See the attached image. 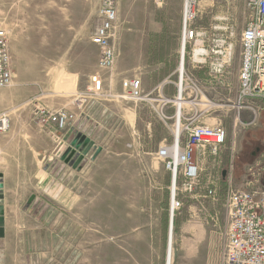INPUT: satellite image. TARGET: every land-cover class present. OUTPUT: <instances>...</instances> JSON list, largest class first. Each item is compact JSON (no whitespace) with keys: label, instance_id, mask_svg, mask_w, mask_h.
Listing matches in <instances>:
<instances>
[{"label":"rangeland","instance_id":"1","mask_svg":"<svg viewBox=\"0 0 264 264\" xmlns=\"http://www.w3.org/2000/svg\"><path fill=\"white\" fill-rule=\"evenodd\" d=\"M103 2L0 0V26L8 32L14 72L13 85L0 89V113H9L12 125L33 123L40 105L66 111L73 115L72 123L81 114L79 96L85 98L83 108L92 109L90 116L81 114L77 120L85 126L89 149L64 155L63 195L57 200L54 179L47 190L33 180V194L20 202L9 197L13 204L6 236L0 238V264H167L172 183L156 153L173 141V129L145 103L118 96L123 81L135 75L147 79L150 88L168 75L179 84L184 1L163 0L161 5L158 0H118V63L112 72L99 70L100 51L92 41ZM195 13L193 26L212 37L217 32L231 43L233 60L216 80L210 77V63L193 64L187 45L185 107L208 105L204 122L222 124L228 143L219 159L202 157L201 184L216 186V198L207 197L205 189L180 196L183 206L173 217L174 264H223L230 186L242 189L252 182L264 189V112L249 124V115L233 110L248 0H200ZM141 27L143 39L136 36ZM153 27L163 28V35L150 32ZM121 44L141 49L142 61H135L134 51L122 59ZM163 62L162 73L153 80V71ZM96 73L106 86L100 96L88 92ZM192 83L202 91L197 100ZM167 90L178 95L173 85Z\"/></svg>","mask_w":264,"mask_h":264},{"label":"built area","instance_id":"2","mask_svg":"<svg viewBox=\"0 0 264 264\" xmlns=\"http://www.w3.org/2000/svg\"><path fill=\"white\" fill-rule=\"evenodd\" d=\"M158 1L162 5L163 0ZM199 3L200 0H184L182 46L185 50L187 45L192 47L190 57L193 64L202 67L210 63V77L217 80L223 77L225 67L233 60V45L224 41L217 32L212 37L193 26L198 17L195 10ZM248 3L249 16L240 39V70L233 110L237 115H249L253 120L249 124H252L259 121L264 112V0H248ZM100 16V24L92 41L100 51L99 70L112 72L118 58L114 44L118 24V0H104ZM90 81L91 92L95 95L102 94L105 84L101 73L91 76ZM13 82L8 32L0 26V89L12 86ZM184 82L185 80H180L177 85L178 97L175 99L174 114L161 116L164 124L173 129V141H165L166 144L156 153L157 160L164 164L171 176V219L176 211L181 210L183 202L180 196L185 193H196L198 189H205L207 197L216 198V186L206 187L201 184L202 157L205 158L208 154L219 159L228 143V132L222 124L207 125L204 122V116L211 110L208 105L205 107L207 111L202 115L195 111L196 107L192 103L189 108L181 107L179 101H185ZM192 85L197 100L202 91L196 84ZM145 96L139 80L126 79L122 83V94L118 97L125 101L141 102ZM170 102L167 100L165 106ZM35 119L43 132L62 144L61 134L67 131L73 115L66 111L52 112L37 105ZM11 129V115L0 113V135L9 133ZM255 187L252 182H248L242 189L232 186L229 188L223 264H264V189Z\"/></svg>","mask_w":264,"mask_h":264},{"label":"crops","instance_id":"3","mask_svg":"<svg viewBox=\"0 0 264 264\" xmlns=\"http://www.w3.org/2000/svg\"><path fill=\"white\" fill-rule=\"evenodd\" d=\"M165 1L166 0H164V3ZM181 1L183 2L184 0ZM141 29L142 30L139 34L136 33V36L139 38H142L145 35L143 27H141ZM150 32L161 36L164 33V29L153 27L150 29ZM119 51L122 59L125 57L126 53L131 55L134 51L135 61L137 63L142 61L139 59L140 54H138L141 49L140 51L138 49L133 50L129 45L126 46V44H121ZM165 65L166 62L160 63L158 69L153 71V80L157 79L156 76L162 73ZM121 75L123 74L121 73ZM119 76V74L116 75L114 80L117 81ZM111 77L113 78V76ZM170 78V75H168L167 77L162 78V80L154 82L151 88L149 83H147V79L145 80L143 76L135 75V77L132 78L141 82L143 91L146 95L141 103H145L148 107L152 108L154 112L160 116V118L163 114L172 115L175 112V99H177L178 95L169 94L167 89L173 85L178 92V86L172 82ZM103 91L105 92V90ZM88 92H91V89H88ZM77 98H79L77 100H82L79 105L81 108L80 113L84 114L86 117L90 116L92 109H89L88 107L85 109L83 108L85 98L83 99L80 96ZM167 100L171 102L165 106ZM88 103L89 102H87V104ZM195 111L199 115H202L207 111V109L195 108ZM81 114L79 117H81ZM79 117L77 116L76 121L74 120L70 123L67 131L61 134L63 139L62 144H59L54 138L43 132L39 128L36 119H34V122L32 121L33 123L14 124L12 125V129L9 134L0 135V185L2 186V193L4 196L3 200L0 201V206L4 209V236H6L8 226L7 212L10 210V205L13 204L9 197L12 196L19 198L20 202L24 195H32L33 180L38 182V188L40 190H47L49 188L50 181L55 179L57 200L58 196L63 195L65 159L66 157L68 158V155L64 156L65 153L70 150V148L78 149L85 147L86 149H89V146H87L89 144V137H87L86 131H84L85 126L83 127L82 123H78L77 120ZM90 130L91 129L89 128L87 131ZM26 158H29V161L34 164L35 167H31L30 162H26ZM27 164H29V166ZM42 164L44 165L43 167H47V171L43 170V167L40 169V165ZM53 165L54 177L50 174L53 173V168H51ZM69 175L73 177V171L69 172Z\"/></svg>","mask_w":264,"mask_h":264},{"label":"bare ground","instance_id":"4","mask_svg":"<svg viewBox=\"0 0 264 264\" xmlns=\"http://www.w3.org/2000/svg\"><path fill=\"white\" fill-rule=\"evenodd\" d=\"M184 55H185V48L182 47V59H183L182 61L183 62H184ZM183 62H182L181 67L179 69L181 81H184V73H185ZM92 94L95 95L93 92H92ZM95 96H98V95H95ZM179 103H180L181 107H185V105H187L186 101H179ZM173 244H174V231H173V226L171 228V221H170L169 241H168V250H167V264H174V247H173Z\"/></svg>","mask_w":264,"mask_h":264},{"label":"water","instance_id":"5","mask_svg":"<svg viewBox=\"0 0 264 264\" xmlns=\"http://www.w3.org/2000/svg\"><path fill=\"white\" fill-rule=\"evenodd\" d=\"M83 138V137H82ZM88 143V141H87ZM226 175V173H224V176ZM0 188H2V186L0 185ZM3 200V195L0 193V201ZM4 225H5V221H4V209L2 206H0V238L4 237ZM173 226V218L171 219V228Z\"/></svg>","mask_w":264,"mask_h":264},{"label":"flooded vegetation","instance_id":"6","mask_svg":"<svg viewBox=\"0 0 264 264\" xmlns=\"http://www.w3.org/2000/svg\"><path fill=\"white\" fill-rule=\"evenodd\" d=\"M260 149L258 148L257 151H259Z\"/></svg>","mask_w":264,"mask_h":264}]
</instances>
